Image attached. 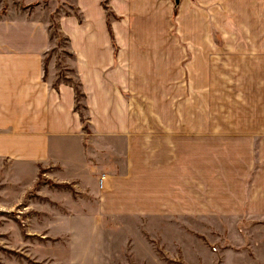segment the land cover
I'll return each instance as SVG.
<instances>
[{
    "label": "crops",
    "instance_id": "crops-1",
    "mask_svg": "<svg viewBox=\"0 0 264 264\" xmlns=\"http://www.w3.org/2000/svg\"><path fill=\"white\" fill-rule=\"evenodd\" d=\"M103 1L76 0L86 24L73 17L60 22L67 37L74 34L69 46L83 97L74 84L52 83L56 75L51 61L45 77L44 57L51 42L42 25L26 19L0 25V149L33 162L36 169L53 166L62 180L84 185L83 178L90 179L96 215L101 217L159 216L206 224L213 218L264 214V163L259 166L253 153L233 152L226 139L219 147L218 139L230 135L217 133L215 119L220 71L236 88L234 94L243 96L250 88L258 95L264 0H174L176 8L169 4L175 5L173 0H109L116 15L114 43L106 37ZM170 7V19L177 11V32L181 28L191 42L187 47L178 34L182 43L172 42L179 49L177 58L169 51L174 46L168 35L166 41L155 33L159 27L150 26L156 41L149 46L130 39L133 32L147 28L138 17L161 12L167 17ZM221 18L224 25L218 28ZM143 64L156 71L144 77L151 92L154 77L166 72L164 100L176 119L136 118L141 85L135 66ZM218 65H224L220 71ZM240 99L231 112H264L257 97L250 100L258 103L254 108ZM186 101L193 113L189 122L184 120ZM252 122L255 133L237 134L236 143L253 144L256 133L264 132L262 115ZM257 138L261 144L262 137ZM255 161L258 168L250 186ZM241 238L246 243L243 234ZM261 249L264 264V246Z\"/></svg>",
    "mask_w": 264,
    "mask_h": 264
},
{
    "label": "rangeland",
    "instance_id": "rangeland-1",
    "mask_svg": "<svg viewBox=\"0 0 264 264\" xmlns=\"http://www.w3.org/2000/svg\"><path fill=\"white\" fill-rule=\"evenodd\" d=\"M176 3L169 4L176 8ZM103 5L107 10L106 37L114 43L116 15L109 6V0H104ZM171 7L167 17L164 12H161L162 16L138 17L137 21L147 28L143 32H133L130 39L140 42L142 47L144 44L149 46L150 41H156L150 26L159 27L161 29H155V33L162 40H166L165 35H168L169 45L174 46L169 51L177 58L179 49L172 42L182 43L178 34L182 38L183 34L181 28L180 32L176 30L177 11L170 19ZM66 17L86 24L85 14H80L76 0H0V25L6 20L23 19L42 25L51 42L44 55L45 77H48L51 61L55 69L52 73L56 75L51 76L52 83L74 84L78 88V97H83L69 46L75 41L74 34L67 37L61 31L62 20ZM217 24L218 28L223 27V18ZM222 33L218 29L219 40L223 38ZM3 35L0 33V40ZM184 38L186 46H190L189 38ZM218 53L223 54L222 50ZM145 55L148 56V50ZM261 63L262 59L257 60L256 69L260 70L258 95L253 94L250 88L243 91V96L234 94L236 88L221 77L224 71L220 69L224 65L216 66L221 73L215 92L217 133L222 136L223 132H228L232 136L220 137L218 146L221 147L223 139H226V144H232L233 152L253 153L256 160H261L264 154V132L256 133L253 144L251 140L245 144L236 143L235 136L254 134L252 120L259 115L264 120V112L258 115L234 113L231 109L235 101L240 103V97L245 101L244 106L248 104L254 108L258 103L250 102L252 96L261 100L264 108V64ZM135 68L141 85L137 91L139 107L136 118L154 121L176 119L164 100L166 72L163 76L154 77L152 85L155 84V88L151 92L150 83L144 77L156 71L149 64ZM185 103L184 120L189 122L193 113L188 101ZM257 137H262L261 144ZM260 160L259 166L264 163ZM254 163L248 182L250 186L254 181L253 172L258 168L257 161ZM58 171L53 166L41 165L36 169L33 162L18 160L17 156L5 152L4 147L0 149V264H262L259 257L264 246V214L213 218L206 224H194L192 219L159 216L101 217L96 215V193L90 179L83 178L84 185L92 184L85 188L80 183L62 180ZM242 234L246 243L242 241Z\"/></svg>",
    "mask_w": 264,
    "mask_h": 264
},
{
    "label": "water",
    "instance_id": "water-1",
    "mask_svg": "<svg viewBox=\"0 0 264 264\" xmlns=\"http://www.w3.org/2000/svg\"><path fill=\"white\" fill-rule=\"evenodd\" d=\"M180 0H176V2L178 3Z\"/></svg>",
    "mask_w": 264,
    "mask_h": 264
}]
</instances>
